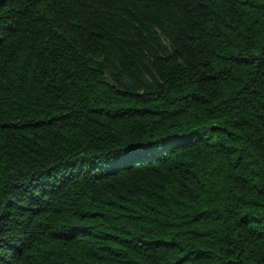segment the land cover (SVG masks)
<instances>
[{"label": "trees", "instance_id": "16d2710c", "mask_svg": "<svg viewBox=\"0 0 264 264\" xmlns=\"http://www.w3.org/2000/svg\"><path fill=\"white\" fill-rule=\"evenodd\" d=\"M0 264H264V0H0Z\"/></svg>", "mask_w": 264, "mask_h": 264}]
</instances>
